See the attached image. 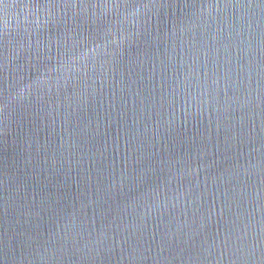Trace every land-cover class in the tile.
I'll use <instances>...</instances> for the list:
<instances>
[{"label": "water", "instance_id": "water-1", "mask_svg": "<svg viewBox=\"0 0 264 264\" xmlns=\"http://www.w3.org/2000/svg\"><path fill=\"white\" fill-rule=\"evenodd\" d=\"M0 264H264V0H0Z\"/></svg>", "mask_w": 264, "mask_h": 264}]
</instances>
